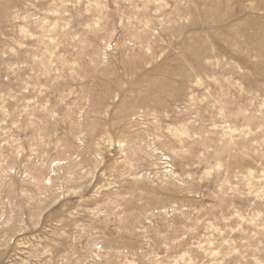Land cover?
I'll list each match as a JSON object with an SVG mask.
<instances>
[{"label":"rangeland","instance_id":"374dc122","mask_svg":"<svg viewBox=\"0 0 264 264\" xmlns=\"http://www.w3.org/2000/svg\"><path fill=\"white\" fill-rule=\"evenodd\" d=\"M0 264H264V0H0Z\"/></svg>","mask_w":264,"mask_h":264}]
</instances>
